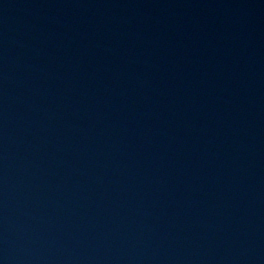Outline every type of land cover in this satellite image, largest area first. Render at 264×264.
Returning a JSON list of instances; mask_svg holds the SVG:
<instances>
[{
	"label": "water",
	"instance_id": "1",
	"mask_svg": "<svg viewBox=\"0 0 264 264\" xmlns=\"http://www.w3.org/2000/svg\"><path fill=\"white\" fill-rule=\"evenodd\" d=\"M0 264H264V0H0Z\"/></svg>",
	"mask_w": 264,
	"mask_h": 264
}]
</instances>
